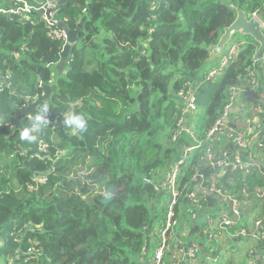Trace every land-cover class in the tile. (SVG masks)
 <instances>
[{
    "label": "trees",
    "instance_id": "obj_1",
    "mask_svg": "<svg viewBox=\"0 0 264 264\" xmlns=\"http://www.w3.org/2000/svg\"><path fill=\"white\" fill-rule=\"evenodd\" d=\"M24 1L30 13H0V264H140L147 228L158 219L161 228L167 214L164 182L190 146L196 150L179 169L175 217L199 210L188 197L193 179L232 92L262 63L255 60L258 43L246 36L219 80L202 83L213 85L207 104L200 97L208 88L198 89L194 76L234 21L235 7L252 16L264 11V0H60L54 16L77 35L65 75L56 79L65 40L48 34L46 0ZM193 87L198 108L189 111L185 97ZM35 99L48 121L39 133L45 153L20 140L31 120L14 127ZM72 112L85 115L87 131L70 134L63 121ZM181 122L185 132L178 134ZM241 130L245 153L255 138ZM239 150L237 144L230 157ZM254 166L232 167L242 183L226 190L250 207L259 202L261 218L264 203L247 186L261 182Z\"/></svg>",
    "mask_w": 264,
    "mask_h": 264
},
{
    "label": "crops",
    "instance_id": "obj_2",
    "mask_svg": "<svg viewBox=\"0 0 264 264\" xmlns=\"http://www.w3.org/2000/svg\"><path fill=\"white\" fill-rule=\"evenodd\" d=\"M60 3L61 1L59 0L52 4V7H59ZM13 5V0H0V8L12 7ZM260 14L264 18V11ZM236 40L239 41L240 39ZM69 41L75 44V38L69 39L67 35L62 50L64 55L59 63L54 65L55 79L65 75V71L72 59V47L68 45ZM233 44L234 43L228 44L219 56H216L213 60L206 63L201 72L194 76V79L201 86L203 76L211 68L219 64L220 59L232 50L234 47ZM236 48L237 45L233 49L234 53L237 52ZM260 62L262 63L258 71L256 68L255 71L261 88L259 89V87H257L252 89L248 77L242 80L241 86L236 89L234 103L230 107L215 137V141L213 142L216 162L218 159L217 155L223 156L226 154V157L231 155L230 150L237 146L240 136H243V130L241 129L248 130L253 134L255 145L252 146L251 143H249L248 150L244 153L243 159L252 162L255 165L254 171L259 173V181L261 182L248 180L250 183L248 185L246 184L248 190L255 194L264 191V108L257 107L259 102H263L259 95L261 92L260 90H264V55L261 57ZM260 71H262V73ZM220 76L219 74L218 80ZM55 81L53 82L54 84ZM212 87V84L202 86V88L208 89L206 93L200 97V104H203L204 101L207 104ZM198 95L199 92L197 93L196 91V98ZM37 101L36 99L30 101L25 108L17 113L14 127H18V124L24 118L30 120V117L33 118V116L38 113ZM200 106L202 105H199V108ZM31 151L34 150L31 149L29 152ZM224 151L228 153H221ZM29 152L27 151L28 155H30ZM217 175L219 176L218 184L222 185L228 191L234 190L233 185L236 186L237 181L238 183H242L235 174L233 175L231 166L222 169L216 163L209 166L207 162H203L193 179L192 189L194 197L199 198V210L196 211V215L193 214V210L189 209H185L184 213L179 214L180 218L168 236V248L165 253L168 264H192L190 250L194 245H196L198 249L199 258L201 260L211 255L217 257V262L219 264H260V261L264 264V213L261 215L263 222L256 230L258 234L257 238L251 239L241 234V229L246 223H253L255 217L260 218L259 207L261 206H259V202H257L258 206L253 204L252 207L248 206L250 201L243 203L242 205L247 206L244 209V213H241L237 217H232L233 223L224 227L221 222L224 216L231 215L232 210H228L226 198L217 194L212 188V183ZM243 175L245 176L246 172H244ZM234 177H236V181ZM245 181L243 183H245ZM189 196L190 193L188 197ZM229 204L231 208L232 203L229 202ZM209 218L211 219V223L209 222ZM160 221L159 219L156 220V222L151 224L146 230L145 250L141 256L140 264H148L153 258L157 246V239L159 238ZM219 230H221L222 233L219 238L215 240L214 233ZM20 258L22 257L16 256V259L19 260Z\"/></svg>",
    "mask_w": 264,
    "mask_h": 264
},
{
    "label": "built area",
    "instance_id": "obj_3",
    "mask_svg": "<svg viewBox=\"0 0 264 264\" xmlns=\"http://www.w3.org/2000/svg\"><path fill=\"white\" fill-rule=\"evenodd\" d=\"M59 0H46L45 4L42 6V9H46L48 8L50 5L58 2ZM19 3V4H18ZM28 9V5L27 2L24 0H17L15 3L14 7H11L9 9H5V8H0V12L3 14H7V15H15V14H21L22 12H24L25 10ZM252 16L260 19L263 27H264V18L257 13H253ZM49 25H51V28L49 30V35L50 36H54L56 38L59 39H63L66 40L67 38V34L65 33V31L55 27L54 25H52L49 22V19L47 17H44ZM234 56V51H230L226 56H224L223 58H221L219 64L213 68H211L205 75L203 78V83L206 82H212L214 77L221 74L222 71L225 69V67L228 65V63L230 62V60L233 58ZM256 72L255 70H250L248 73V79L250 80V84L252 86V89H255L259 86L258 84V80L256 78ZM235 94H236V90H234L231 94V102L226 106L224 114L222 119L217 123V125L211 130L210 135L212 138H215L220 127L223 124V121L230 109V107L233 105L234 103V98H235ZM260 98L261 100L264 102V91L260 92ZM189 98V102H188V110H196L197 109V99L195 96L189 94V96L185 97V99ZM34 118V116H33ZM46 119V118H45ZM47 120V119H46ZM180 127L177 130L178 134H181L182 132H185L184 126H182V122L180 123ZM189 134H191L192 136L194 135L193 131H187ZM243 136H240L239 140H238V146L240 148L239 151H237L236 153H234L232 155V157H226V154H224L223 156H218L217 161L215 162V153H214V146L211 145L210 147H208L207 152H206V156H207V164L210 166L214 165L215 163L218 166H231L234 167L237 170H242V171H249L250 170V166H251V162L248 161H244L243 159V155H244V150L247 147L246 142L242 139ZM41 145V151H43L45 153L44 148V143H40ZM196 150L195 146H190L187 147L184 151V155H183V159H180L173 167L172 171L168 174L166 181L164 182V187L167 189L168 193H169V199H168V212H167V217H166V221L164 223V225L159 228V238L157 239V246L155 249V253L153 255V258L151 260V262L149 264H168L166 261V257H165V253L166 250L168 248V236L172 230V228L175 226V224L178 222V219L175 217V210L174 207L177 204L178 201V189H177V178L179 175V169L180 166L189 158V156ZM218 180H219V176H215V180L212 183V188L213 190L219 194L220 196L226 198L227 200H229L232 204H231V215H226L224 216L223 221L221 222V224L224 227H227L228 225L233 223V219L232 217L234 216H238L241 214L242 211V204H243V200L239 199L237 196H235L234 194L228 192L222 185L218 184ZM244 193V191H243ZM190 199L193 203H198L199 200L194 197L193 192L190 194ZM256 197L258 200H260L261 202L264 203V191L263 192H258L256 194ZM195 212V211H194ZM194 215H196L195 213H193ZM209 222L211 223V219L209 218ZM262 220L261 218H256L253 222V226L250 229H246L243 228L241 229V234L244 236H247L251 239H255L258 237L257 234V229L259 228V226L261 225ZM222 231L219 230L217 232L214 233V237L215 240H217L219 238V236L221 235ZM264 238V236H263ZM214 256L208 255L207 257L203 258L202 260L199 258V254H198V249L196 247V245L191 247L190 250V258L192 260V264H213V263H217L219 264L217 261L218 259Z\"/></svg>",
    "mask_w": 264,
    "mask_h": 264
},
{
    "label": "water",
    "instance_id": "obj_4",
    "mask_svg": "<svg viewBox=\"0 0 264 264\" xmlns=\"http://www.w3.org/2000/svg\"><path fill=\"white\" fill-rule=\"evenodd\" d=\"M57 8L58 7H49L46 11H42V15L46 16L52 25L65 31L69 39L76 38L77 32L72 31L66 22L54 16V12H56ZM235 9L237 13L234 21L229 26L224 28V32L218 42L208 47L210 55L205 61V64L213 60L216 56H219L225 50L227 45L234 40L233 37L236 34L249 36L258 43L255 60H261V57L264 54V27L260 19L254 16H248L247 12L238 6H236ZM30 11L31 10H28L29 13ZM68 45L70 47H74V44H72L71 41L68 42ZM63 55L64 52L62 53V56ZM39 84H41L40 80Z\"/></svg>",
    "mask_w": 264,
    "mask_h": 264
},
{
    "label": "clouds",
    "instance_id": "obj_5",
    "mask_svg": "<svg viewBox=\"0 0 264 264\" xmlns=\"http://www.w3.org/2000/svg\"><path fill=\"white\" fill-rule=\"evenodd\" d=\"M15 3L16 1L14 2V5L12 7L15 6ZM19 4V3H18ZM49 7H52V5H50ZM48 7V8H49ZM48 8L46 9H42L41 11H46ZM6 9V8H5ZM25 11H28L25 10ZM1 13V12H0ZM23 13V12H22ZM3 14V13H2ZM4 15H7V14H4ZM261 15V14H260ZM7 16H10V15H7ZM14 16V15H13ZM43 17H46L43 15ZM66 33V32H65ZM244 41L241 42L240 44V47L243 45ZM239 47V48H240ZM238 48V49H239ZM234 47L232 48L231 51H233ZM236 48V50H238ZM230 52V51H229ZM228 54V53H227ZM235 55V53H234ZM264 55V54H263ZM226 56V55H225ZM224 57V56H223ZM222 57V58H223ZM221 60V59H220ZM231 61V60H230ZM229 64V63H228ZM227 67V66H226ZM225 67V68H226ZM255 70V69H254ZM223 72V71H222ZM221 75V74H220ZM203 83V82H202ZM259 84V83H258ZM263 90V89H262ZM195 93H196V89L195 87L192 88V91H191V94L193 96H195ZM196 97V96H195ZM197 99V98H196ZM187 102H189V98L186 99ZM197 108H198V104H197ZM48 110V105L47 104H44L43 105V112H47ZM30 120H31V125L30 127H25L23 128L20 133H19V136H20V140L22 141H27L28 143H36L38 144V152L40 153L41 150L39 148V142H38V134L41 132L42 130V127H41V124H43L44 126L47 125L48 121L45 119V117L41 114V113H38L36 115H34V118H31L30 117ZM64 125L70 129V134L72 135H75L77 132H84V131H87V127H88V122H87V119L85 117V115L83 113H75V112H72L68 115L65 116L64 118V121H63ZM27 153V152H26ZM33 153H31L30 155H32ZM157 184L159 182H156ZM167 204V209H169L168 207V201L166 202ZM168 212V210H167ZM166 217H167V214L165 215V220H164V223L166 221ZM164 225V224H163ZM160 228V227H159ZM20 255H18L19 257Z\"/></svg>",
    "mask_w": 264,
    "mask_h": 264
},
{
    "label": "rangeland",
    "instance_id": "obj_6",
    "mask_svg": "<svg viewBox=\"0 0 264 264\" xmlns=\"http://www.w3.org/2000/svg\"><path fill=\"white\" fill-rule=\"evenodd\" d=\"M246 38V36H243V35H240V34H236L234 37H233V41H231L230 43H229V45L231 44V43H234L233 44V46L235 47L236 45H237V48L239 47V45H240V43H241V41L242 40H244ZM236 39H240L239 41L238 40H236ZM235 41V42H234ZM240 42V43H239ZM218 80V75L217 76H215L214 77V79H213V81H212V83H214V82H216ZM199 88H202V86L201 85H199V87H198V89ZM196 91H198V90H196ZM205 109H206V104L205 105H202V106H200V108L197 110V115H196V117H197V119H196V121H194V124L195 125H198L200 122H201V120H202V116H203V114H204V112H205ZM53 139L55 140V141H57V139H56V137L55 136H53ZM178 139H179V136L176 134V136L173 138V141L174 142H177L178 141ZM38 142H39V148L41 149V145H40V143L42 144V143H44V139L42 138V136L39 134V137H38ZM174 149H176L177 151H179V147L178 146H176V145H174ZM0 165H3L2 163H1V158H0ZM72 168V167H71ZM70 168V169H71ZM72 172H74V169H73V171ZM2 173H3V171H2ZM37 179H39L40 180V177H37ZM15 186L17 185V183H13ZM161 205L162 206H164V204H163V202L161 203ZM42 261H40V264H42L41 263Z\"/></svg>",
    "mask_w": 264,
    "mask_h": 264
}]
</instances>
